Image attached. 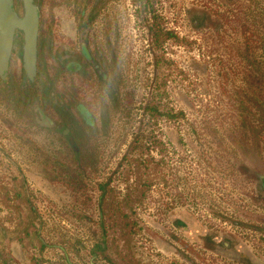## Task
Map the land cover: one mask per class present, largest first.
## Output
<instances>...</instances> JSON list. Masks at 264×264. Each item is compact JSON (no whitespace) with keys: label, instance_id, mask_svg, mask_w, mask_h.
I'll list each match as a JSON object with an SVG mask.
<instances>
[{"label":"rangeland","instance_id":"rangeland-1","mask_svg":"<svg viewBox=\"0 0 264 264\" xmlns=\"http://www.w3.org/2000/svg\"><path fill=\"white\" fill-rule=\"evenodd\" d=\"M87 1L44 0L43 10L60 29ZM98 1L91 35L105 54L115 50L121 80L109 139L79 201L59 180L68 175L57 163L71 166L55 155L60 135L16 120L0 95V264H110L93 256L102 187L123 198L134 159L153 160L143 169L152 185L132 204L130 256L118 264H264V0ZM194 11L209 19L198 26ZM152 26L169 33L159 48ZM12 69L21 71L20 57ZM149 104L158 111L147 112ZM32 219L44 250L26 236Z\"/></svg>","mask_w":264,"mask_h":264},{"label":"flooded vegetation","instance_id":"flooded-vegetation-1","mask_svg":"<svg viewBox=\"0 0 264 264\" xmlns=\"http://www.w3.org/2000/svg\"><path fill=\"white\" fill-rule=\"evenodd\" d=\"M13 3L19 17H24V0H13ZM71 3V8L79 7L77 1ZM98 3V0H88L77 11L79 16L73 17L71 13L72 18L60 22V29H55V20L50 22L46 18L44 0H33L39 12L36 76L32 80L24 68L25 41L22 31L16 32L5 79L0 74V95L4 101L15 106L16 113H12L16 115V120L25 116L35 127L48 133H58L61 151L64 147V152L55 155L58 161H69L71 166L64 165L65 168H73L81 175L79 183L83 187L82 179L87 168L93 165L95 169L92 173L98 170L101 148L110 135L108 114L112 104L118 101L117 88L121 80L117 53L114 50L109 56L102 52L91 35L93 20L97 18L92 11L98 9ZM16 57L21 58V71L12 69ZM43 58L46 61L44 66ZM57 78L64 81L63 84L60 85ZM18 101L22 107H17ZM100 102L103 105L98 107ZM260 174H257L258 178ZM261 179L264 182V177ZM22 183L26 187L24 179ZM65 188L69 189L68 186ZM102 189L105 193L111 188L108 184ZM81 190L79 188L78 192ZM215 242L226 245L223 240ZM93 256L96 259L98 254Z\"/></svg>","mask_w":264,"mask_h":264},{"label":"trees","instance_id":"trees-1","mask_svg":"<svg viewBox=\"0 0 264 264\" xmlns=\"http://www.w3.org/2000/svg\"><path fill=\"white\" fill-rule=\"evenodd\" d=\"M142 1L143 0H138V2H142ZM196 13L199 14L201 17V23L198 26L202 25L206 19H209V17H207V15L204 12L200 13L194 11V15ZM150 30L154 45L156 48H159L165 43L166 40L165 36L169 35V33L163 30L162 28L156 26L154 28H151ZM161 60L162 59L160 57L157 58V65L160 64ZM146 111L153 113V112H157L158 108H154L149 104L146 108ZM247 123L248 122L246 120H243L240 123V127L245 129ZM243 135L248 140L254 138V132L251 128L249 131L243 133ZM138 145H139V140H136V142L131 146V150L132 151L135 150L138 147ZM62 152H64V148H62ZM152 161L153 160L142 161L140 159H134L133 161H131L133 163L136 162L134 169L136 177L134 184L133 185L130 184V186L128 187V191L125 194V196H123V198H121L118 195L117 196L109 195V193H113V189H109L104 193L101 202L102 203L101 205L102 218L100 222L101 237L99 242L93 248V250H95L94 253H97L98 256L102 255L103 258L106 261H108L110 264H118L121 263L122 261H127L130 256L129 253H125L129 251V248L131 250V245H130L131 239L128 238V236L131 234V232H133L134 227L137 225V222L133 220L132 217V215L134 214L132 204L137 201L138 202L143 201L147 196V189L152 184L148 183L144 179L145 175L143 169L148 168L150 163H152ZM57 164L60 165L61 168L62 167L65 168V166L61 162H58ZM65 169H66L65 171H67L68 176H66L65 178L62 177L63 179H59L61 180L60 183L68 186V188L72 190L75 200L79 201L78 198L81 197V195L78 192L79 190L78 185H80L79 179L81 175L78 174V172L73 168L68 169V167H66ZM55 178L57 179L58 177ZM21 194L22 192L18 194V198H21ZM24 195L25 198H27V194L25 191H24ZM31 206L29 208V211L34 216V219H36V217H38L36 214V210ZM125 208H130L129 209L130 212H128ZM34 219L31 220L30 224L25 229L26 236H28L31 241L37 240L39 246L44 250L47 247V245L43 240L38 239L39 230L36 228V226H34V222H35ZM23 240L24 238H21L20 243H22ZM122 241H124V246H119V244ZM113 245H116V249L121 248L122 249L121 252L120 251L117 252V250H115ZM113 249L115 250V252L111 253ZM5 259L6 260L2 264H12L10 262L11 260L7 258ZM37 264L39 263L37 262Z\"/></svg>","mask_w":264,"mask_h":264},{"label":"water","instance_id":"water-1","mask_svg":"<svg viewBox=\"0 0 264 264\" xmlns=\"http://www.w3.org/2000/svg\"><path fill=\"white\" fill-rule=\"evenodd\" d=\"M24 13L19 17L13 0H0V74L4 79L17 31L24 33V68L32 80L36 76L39 12L33 0H24Z\"/></svg>","mask_w":264,"mask_h":264}]
</instances>
